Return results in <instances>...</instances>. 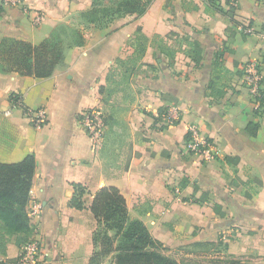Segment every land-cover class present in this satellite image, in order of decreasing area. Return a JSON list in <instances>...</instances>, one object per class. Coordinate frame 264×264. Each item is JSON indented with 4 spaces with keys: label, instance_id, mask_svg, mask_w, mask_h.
<instances>
[{
    "label": "crops",
    "instance_id": "0c3cea01",
    "mask_svg": "<svg viewBox=\"0 0 264 264\" xmlns=\"http://www.w3.org/2000/svg\"><path fill=\"white\" fill-rule=\"evenodd\" d=\"M94 2L0 4V40L37 45L60 26L76 39L47 77L0 71V162L35 158L26 210L39 264H90L98 223L89 205L102 186L117 187L129 217L182 264H264V105L242 83L249 59L261 61L264 81V0H152L141 15L97 23L83 15ZM120 68H129L127 94L109 106L115 127L106 124L95 152L79 114L106 109L99 88ZM11 94L42 107L47 124L35 128ZM168 109L178 114L170 124ZM191 126L213 143L212 159L186 150ZM73 183L87 189L81 210L69 205ZM12 237L0 264L17 261Z\"/></svg>",
    "mask_w": 264,
    "mask_h": 264
},
{
    "label": "trees",
    "instance_id": "16d2710c",
    "mask_svg": "<svg viewBox=\"0 0 264 264\" xmlns=\"http://www.w3.org/2000/svg\"><path fill=\"white\" fill-rule=\"evenodd\" d=\"M152 0H110L111 7L102 6L95 0L93 8L83 15L90 22H100L115 14L136 13L141 15ZM100 9V10H99ZM1 10V7H0ZM97 14H100L99 17ZM137 53L145 52V38L138 28ZM62 58V48L50 38L37 45L24 40L4 37L0 40V71H14L20 75L43 78L51 75ZM122 63V60H117ZM129 68L125 69L126 71ZM110 80V77L107 78ZM100 93L107 89L99 88ZM105 122L113 129L112 117ZM35 170V158L25 155L17 162H0V254L6 253L9 236L15 235V242L22 246L32 233L26 206L29 189ZM73 195L69 205L75 209L85 208L84 195L87 189L80 183H73ZM89 209L97 220L93 242L98 250L91 257L90 264H99L100 259L113 255L114 264H182L162 252V245L152 237L142 221L131 219L126 200L115 186H102L93 194ZM115 231L114 236L109 232ZM9 264H18L11 261Z\"/></svg>",
    "mask_w": 264,
    "mask_h": 264
},
{
    "label": "built area",
    "instance_id": "2783aa9c",
    "mask_svg": "<svg viewBox=\"0 0 264 264\" xmlns=\"http://www.w3.org/2000/svg\"><path fill=\"white\" fill-rule=\"evenodd\" d=\"M0 4L3 6L17 7L24 12H28V8L24 5L23 0H0ZM40 20L41 17L37 14L34 22L38 23ZM246 31L252 33L253 28L249 27ZM242 83L247 89L254 106L257 109L261 108L264 105V81L260 60L249 59L245 62ZM11 101L14 106L22 107L23 114L35 128H42L47 124V115L42 107L30 108L24 104L21 97L15 94H11ZM162 117L170 124L177 121L178 114L174 109H168ZM79 121L91 140L92 149L96 152L101 147L106 129L105 116L101 108L93 107L84 110L79 114ZM188 133L189 137L185 142L186 150L190 153L201 155L203 160L212 159L215 154L213 143L209 139L202 137L195 126H191ZM34 208H37V206L34 205ZM39 255L40 240L31 238L21 246L17 263L39 264Z\"/></svg>",
    "mask_w": 264,
    "mask_h": 264
},
{
    "label": "rangeland",
    "instance_id": "374dc122",
    "mask_svg": "<svg viewBox=\"0 0 264 264\" xmlns=\"http://www.w3.org/2000/svg\"><path fill=\"white\" fill-rule=\"evenodd\" d=\"M54 43H57L61 48L68 44L70 41L76 40L75 34H73V31L65 26H60L57 31L53 34V36L50 38ZM127 73L125 72L124 68H120L119 71L116 73H113L111 76V81L107 85V91L104 93V98H106V109L102 110L106 120H108L110 117H112V114H109L110 112V105H113L114 103L120 101L121 97L127 94ZM111 115V116H110ZM113 118V117H112ZM114 134H110L107 141L114 140ZM111 236H114L115 231L111 230L109 232ZM14 236V235H12ZM12 236H9L10 239ZM13 238V237H12ZM114 260L113 255H108L106 257H103L100 259V263L105 262L104 264H112Z\"/></svg>",
    "mask_w": 264,
    "mask_h": 264
}]
</instances>
